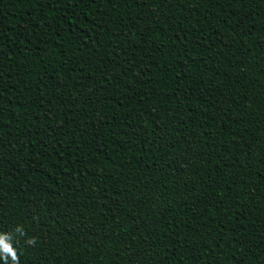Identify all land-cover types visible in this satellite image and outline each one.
I'll use <instances>...</instances> for the list:
<instances>
[{"label":"trees","instance_id":"obj_1","mask_svg":"<svg viewBox=\"0 0 264 264\" xmlns=\"http://www.w3.org/2000/svg\"><path fill=\"white\" fill-rule=\"evenodd\" d=\"M0 234L18 264H264V0H0Z\"/></svg>","mask_w":264,"mask_h":264},{"label":"clouds","instance_id":"obj_2","mask_svg":"<svg viewBox=\"0 0 264 264\" xmlns=\"http://www.w3.org/2000/svg\"><path fill=\"white\" fill-rule=\"evenodd\" d=\"M16 231L23 235L22 229L17 228ZM10 239L11 237L8 235L0 234V260H3L5 264H8L9 260L11 261V264H18L19 257L16 249H14L12 244L9 242ZM34 242V240L29 241V243Z\"/></svg>","mask_w":264,"mask_h":264}]
</instances>
